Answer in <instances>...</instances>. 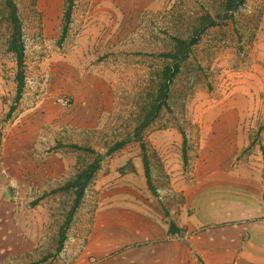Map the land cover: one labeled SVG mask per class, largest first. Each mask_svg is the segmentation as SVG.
<instances>
[{
	"label": "rangeland",
	"instance_id": "obj_1",
	"mask_svg": "<svg viewBox=\"0 0 264 264\" xmlns=\"http://www.w3.org/2000/svg\"><path fill=\"white\" fill-rule=\"evenodd\" d=\"M262 193L264 0H0V264H264Z\"/></svg>",
	"mask_w": 264,
	"mask_h": 264
},
{
	"label": "trees",
	"instance_id": "obj_2",
	"mask_svg": "<svg viewBox=\"0 0 264 264\" xmlns=\"http://www.w3.org/2000/svg\"><path fill=\"white\" fill-rule=\"evenodd\" d=\"M11 8H12V10H10L11 11L10 13L13 16V22H12L13 30H12V35H11V38L9 41V47H10V50L13 51L17 55L18 62L21 63V61H22V46H19V39H18L19 35H20L19 26H18L17 18L15 16L14 6H12ZM68 15L69 14L67 13L66 16H68ZM190 45H192V44H190ZM166 70H168V69H166ZM178 70H179V67L175 66L173 68V70L171 71V76H175V74L178 72ZM167 81L169 83L170 79ZM164 88H165V90H167V84L166 83L164 85Z\"/></svg>",
	"mask_w": 264,
	"mask_h": 264
},
{
	"label": "crops",
	"instance_id": "obj_3",
	"mask_svg": "<svg viewBox=\"0 0 264 264\" xmlns=\"http://www.w3.org/2000/svg\"><path fill=\"white\" fill-rule=\"evenodd\" d=\"M245 206H250L251 208H248V213H253L251 217H257L260 218L258 221L262 219L264 220V194L256 195L253 197H246L245 199H242ZM243 206V205H242Z\"/></svg>",
	"mask_w": 264,
	"mask_h": 264
}]
</instances>
